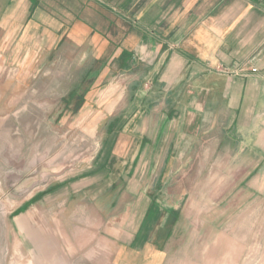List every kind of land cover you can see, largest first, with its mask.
Here are the masks:
<instances>
[{
    "label": "crops",
    "instance_id": "crops-1",
    "mask_svg": "<svg viewBox=\"0 0 264 264\" xmlns=\"http://www.w3.org/2000/svg\"><path fill=\"white\" fill-rule=\"evenodd\" d=\"M1 4L0 52L24 54L23 67L38 63L43 67L39 55L58 52L64 38L83 52L77 68L92 70L90 59L97 63L69 100L78 93L88 100L97 93L105 99V92L101 97L105 86L114 84L118 90L106 89L115 96L114 112H133L120 115L121 125L129 117L128 122L138 118V125L145 124L143 136L127 134L125 128L110 136L93 177L50 187L21 209L26 215L20 220V233L23 222L28 228L32 214L36 228L40 221L45 228L35 234V264H140L139 258L154 264L156 254H165L168 225L177 218L176 212L152 195L139 196L140 211L134 215L141 226L126 231V240L108 235L109 203L101 208L99 185L117 152L123 166L130 163L119 179L136 181L146 177L144 165L150 174L149 166L154 168L162 157L169 170L177 150H184L182 163L190 158L187 150L210 148L212 164L232 166L227 173L237 181L233 196L264 200V0H1ZM118 71L135 76L122 82ZM96 86L99 89L92 94ZM127 97L129 102L122 104ZM164 174L166 179L169 173ZM144 220L148 224L142 226Z\"/></svg>",
    "mask_w": 264,
    "mask_h": 264
},
{
    "label": "rangeland",
    "instance_id": "rangeland-1",
    "mask_svg": "<svg viewBox=\"0 0 264 264\" xmlns=\"http://www.w3.org/2000/svg\"><path fill=\"white\" fill-rule=\"evenodd\" d=\"M2 7L0 0V10ZM62 41L58 52L39 55L38 59L45 62L43 67L40 63L23 67L20 60L24 54L0 52V264H35V234L44 232L42 221L37 229L32 214L28 228L23 222L20 233L19 227L26 215L21 209L37 193L97 174L105 145L116 132L125 128L127 134L144 135L145 124L138 125V118L128 122L129 117L121 125L120 115L133 112H114L115 96L106 89L118 90L117 85L101 91L102 98L105 93L106 98L111 97L107 101L98 93L89 100L82 93L69 100L97 63L90 59L87 64H92V70L77 68L83 52L67 45L66 39ZM31 55L30 59L35 54ZM134 76L118 71L117 77L125 82ZM128 102L127 97L122 104ZM183 152L174 153L175 163L169 170L164 157L154 168L149 166L150 174L144 165L146 177L136 181L127 176L119 179L130 163L123 166L121 154L113 155L111 171L99 185L103 192L101 208L105 210L109 203L108 235L126 240V231L140 223L134 215L140 211L136 202L140 195L149 194L174 209L177 217L168 225L165 254H156L154 264H264V200L233 196L237 181L233 173H227L232 166L212 164L210 148L189 149L186 157L190 158L180 163ZM166 172L169 176L163 179ZM37 215L41 220L39 212ZM123 255L131 258L125 251ZM139 263L150 262L139 258Z\"/></svg>",
    "mask_w": 264,
    "mask_h": 264
},
{
    "label": "built area",
    "instance_id": "built-area-1",
    "mask_svg": "<svg viewBox=\"0 0 264 264\" xmlns=\"http://www.w3.org/2000/svg\"><path fill=\"white\" fill-rule=\"evenodd\" d=\"M253 71H257V69L256 68H253Z\"/></svg>",
    "mask_w": 264,
    "mask_h": 264
}]
</instances>
